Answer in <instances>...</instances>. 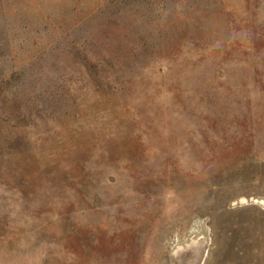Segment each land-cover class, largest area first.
Listing matches in <instances>:
<instances>
[{"label": "rangeland", "instance_id": "1", "mask_svg": "<svg viewBox=\"0 0 264 264\" xmlns=\"http://www.w3.org/2000/svg\"><path fill=\"white\" fill-rule=\"evenodd\" d=\"M0 264H264V0H0Z\"/></svg>", "mask_w": 264, "mask_h": 264}]
</instances>
